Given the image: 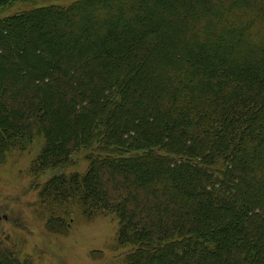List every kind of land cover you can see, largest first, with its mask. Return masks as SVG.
Instances as JSON below:
<instances>
[{"label": "trees", "instance_id": "16d2710c", "mask_svg": "<svg viewBox=\"0 0 264 264\" xmlns=\"http://www.w3.org/2000/svg\"><path fill=\"white\" fill-rule=\"evenodd\" d=\"M36 135L40 170L88 151L44 195L114 215L120 264H264V0H76L0 19V148ZM0 264L31 263L0 236Z\"/></svg>", "mask_w": 264, "mask_h": 264}, {"label": "rangeland", "instance_id": "374dc122", "mask_svg": "<svg viewBox=\"0 0 264 264\" xmlns=\"http://www.w3.org/2000/svg\"><path fill=\"white\" fill-rule=\"evenodd\" d=\"M75 1L16 0L0 8V19L37 7L67 6ZM29 33L36 32H22L17 41H24ZM15 51L19 53V48ZM43 51L42 60L59 54L55 48L43 47ZM139 113L134 110L124 117ZM44 143L43 136L36 135L23 145L0 148V236L5 245L31 264L122 263L130 247L119 244V220L114 215L90 216L78 197L61 200L44 195L54 176L75 171L83 174L88 168V151L75 155L71 164L40 170L34 163Z\"/></svg>", "mask_w": 264, "mask_h": 264}]
</instances>
